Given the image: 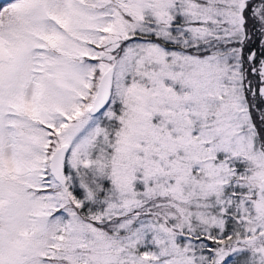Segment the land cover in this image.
Segmentation results:
<instances>
[{"label":"snow or ice","instance_id":"6c2138e0","mask_svg":"<svg viewBox=\"0 0 264 264\" xmlns=\"http://www.w3.org/2000/svg\"><path fill=\"white\" fill-rule=\"evenodd\" d=\"M0 264H264V0H0Z\"/></svg>","mask_w":264,"mask_h":264}]
</instances>
